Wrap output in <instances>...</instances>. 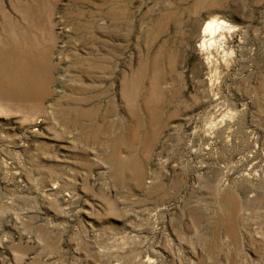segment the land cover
<instances>
[{"label": "rangeland", "instance_id": "374dc122", "mask_svg": "<svg viewBox=\"0 0 264 264\" xmlns=\"http://www.w3.org/2000/svg\"><path fill=\"white\" fill-rule=\"evenodd\" d=\"M104 1H39L54 94L0 108V264H264V0H123L118 35Z\"/></svg>", "mask_w": 264, "mask_h": 264}, {"label": "bare ground", "instance_id": "6f19581e", "mask_svg": "<svg viewBox=\"0 0 264 264\" xmlns=\"http://www.w3.org/2000/svg\"><path fill=\"white\" fill-rule=\"evenodd\" d=\"M39 1L41 0L36 1V7L34 4L32 6L25 4V7L22 8L17 4L18 1L16 0L14 10L20 16V20L16 21L10 18V14L5 6L3 4L0 5V108L2 109L14 108L21 110L27 108L36 113H41L43 100L51 94H54L51 92L50 86L53 83L51 58L55 49L51 47L50 42L45 36V31L39 29L40 22H42L40 18L41 2ZM222 1L219 0L217 3V0H202V4L204 3L203 5L206 8L212 9L223 5ZM103 4L109 5V13H101V11L97 13L86 11L83 13L91 14V19L99 17L100 20L106 19L113 21L114 24L110 30L117 33V35L124 32L126 26H123V23L119 22V20L128 17V12L124 9L125 4L123 0H105ZM10 21L14 23L10 25ZM167 22V18H164L159 28H157L158 24L155 26L156 29L159 30L162 28L161 31H163L165 24H168ZM78 27V31H81L82 28L85 29L82 23ZM87 29L90 33L95 31L92 23L89 24V28L87 26ZM233 31L234 27H231L227 22L219 19L217 16L210 18L204 25L202 30L203 40L200 47L208 55L207 61L210 68L213 67L215 55L220 58L222 57V61H225L226 50L229 44L228 40ZM72 54L74 52L71 53L72 66L85 65L77 57V54ZM90 65L94 69L100 67L98 61L92 62ZM216 72L217 69L211 70V88L218 83L216 82ZM140 82L141 80L139 79H130L128 75H125L121 84L122 94H135V89L139 87ZM76 91L79 92V89ZM72 92L75 93L74 90ZM67 104L68 102H66V106ZM63 110L65 108L59 105L58 111L62 112ZM65 115L63 118H65ZM85 116H88V113L84 112L80 118H85Z\"/></svg>", "mask_w": 264, "mask_h": 264}]
</instances>
